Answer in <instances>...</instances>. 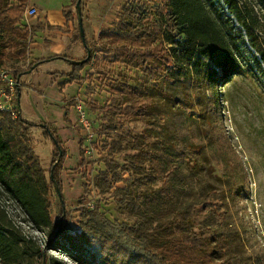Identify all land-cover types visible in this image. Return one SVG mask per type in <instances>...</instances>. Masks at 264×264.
Here are the masks:
<instances>
[{
	"label": "trees",
	"instance_id": "trees-1",
	"mask_svg": "<svg viewBox=\"0 0 264 264\" xmlns=\"http://www.w3.org/2000/svg\"><path fill=\"white\" fill-rule=\"evenodd\" d=\"M26 1L0 0V69L5 66L8 49L15 62L30 56V39L44 28L34 24L27 29L22 23ZM76 1L71 0L63 7L66 21L77 15ZM122 1L116 20L101 28L94 42L90 44L80 37L84 58L87 57L83 63H71L73 58L66 55L30 60L25 69L15 71L18 86V77L51 59H59L70 67L68 71L51 73L70 75V80L78 84L86 77L91 82L92 74L86 77L80 74L85 65L102 73L101 60L109 63L127 60L152 80L168 71L193 77L208 92L206 101L215 107L220 100L219 83L224 78L249 72L254 76L264 75V0H260L263 7L260 13L242 9L238 0H223L240 29L229 16L205 0H158L154 9L150 5L154 0ZM51 28L61 30L59 26ZM242 51L248 52V62L240 58ZM115 83L119 95L103 106L91 107L100 114L99 133L105 136L103 168L91 182L99 202L90 207L80 198L79 206L72 210L78 212L76 227H72L69 224L72 211L66 210L63 201V226L50 243L61 246L82 264H207L203 260L214 252L220 260L210 264H244L239 246L243 252L250 253L252 264H264L262 249L246 243L240 238L241 232L229 222L230 211L223 191L196 185L191 193L186 183L188 176L196 179L198 175L197 160L184 161L160 140L153 141L156 144H142L147 149L141 156L131 153L122 161L115 159L116 154L124 153L126 143L141 145L128 132L117 133V130L138 111L147 113L148 108V102L139 98L135 87L124 81ZM18 96L19 87L12 106L14 117L11 110L0 109V188L16 201L35 227L48 228L52 237L63 208L61 204L60 214L54 221L50 215L49 194L50 190L56 193V186L62 192L60 170L65 152L48 123L22 117ZM77 99L66 103H78ZM33 127H39L53 145L48 178L33 151ZM80 154L84 161L82 141ZM108 198L120 213L127 215V221L111 220L105 215L100 200ZM211 242H214L212 249ZM22 243L35 249L38 264H42L39 247L16 233L0 205V264L20 262ZM49 264L64 263L51 259Z\"/></svg>",
	"mask_w": 264,
	"mask_h": 264
},
{
	"label": "rangeland",
	"instance_id": "rangeland-1",
	"mask_svg": "<svg viewBox=\"0 0 264 264\" xmlns=\"http://www.w3.org/2000/svg\"><path fill=\"white\" fill-rule=\"evenodd\" d=\"M32 1L42 7L50 8L63 0ZM154 1L150 3L153 9L159 2ZM205 1L229 16L233 25L240 29L226 9L223 0ZM81 2L84 37L91 44L97 39L101 28L116 20V14L121 9L123 1L97 0L91 8L93 10L89 8V0H81ZM238 2L242 9L251 13H260L263 10L260 0H238ZM25 3L23 22H21L29 29L30 25H34V19L33 16H24L25 9L31 1L27 0ZM72 22L73 37L78 46H76L77 50H74V45L67 56L81 59L84 58L85 49L79 36L77 15ZM241 33H243L242 29ZM262 35L264 36V33ZM33 36L30 39L28 34L26 38L32 42ZM244 43L246 46L245 37ZM9 51V49L6 51L3 69L14 75L16 70L25 69L30 60L38 59L27 56L26 59L15 62L10 57ZM247 57L248 52H240V58L244 63L248 62ZM99 66L103 70L102 73H98L90 65H85L80 71L82 77L92 74L91 82L86 77L82 83H79L82 89L77 93V102L83 107L92 123V137L82 138V146L86 151L84 161L90 165V172L85 176L87 172L83 171L85 179L83 180L81 176L78 185L77 182L72 184L65 181V177L62 180L64 185L61 193L66 210L72 211L78 207L80 198H83V204L90 207L95 202H99V196L91 182L97 171L103 168L101 156L105 153V136L99 133L100 114L91 107L103 106L110 98L118 96L120 91L115 81H124L138 90L139 98L148 102V108L147 113L138 111L136 115L124 121L117 130V133L128 132L131 137L138 140L137 145L140 143L141 145L138 147L134 146V142L126 143L124 153L116 154L115 159L122 161L131 153L141 156L147 149L142 144H156L160 140L166 143L167 149L172 150L173 154H177L184 161L197 160L195 165L198 175L196 179L188 176L186 183L191 193L196 185L223 191L230 211L229 222L241 232L240 238L246 243L260 247L264 253V75L254 76L249 72L246 75L232 74L224 78L218 88L220 100L215 107H211L209 101H206L208 92L204 91L198 80L189 75L168 71L164 75L159 73L157 79L152 80L127 60L118 63L101 60ZM65 68L70 69L68 65ZM129 103L130 99H127V104ZM31 132L34 154L44 169L45 177L48 178L53 145L50 140L44 138L39 127H33ZM124 177H127V174H124ZM121 184L117 183V185ZM77 187L79 192L76 191ZM85 191H89V194ZM49 200L50 215L55 221L60 214L61 202L53 190H50ZM100 202L101 209L109 219L127 221V215L119 212L111 198ZM0 205L15 226L16 233L34 241L41 254L42 250H45L44 264H49L51 259L64 264H82L61 246L48 242L51 236L48 228L35 227L16 201L2 188H0ZM71 213L73 219L69 224L76 227L78 212ZM213 245L214 242H211L209 248L212 249ZM19 252L21 261L16 264H38V253L30 245L20 244ZM239 252L243 255L244 264H252V257L248 251L243 252L239 246ZM205 258L203 262L208 261L207 264L220 260L216 252Z\"/></svg>",
	"mask_w": 264,
	"mask_h": 264
},
{
	"label": "crops",
	"instance_id": "crops-1",
	"mask_svg": "<svg viewBox=\"0 0 264 264\" xmlns=\"http://www.w3.org/2000/svg\"><path fill=\"white\" fill-rule=\"evenodd\" d=\"M30 1V5L38 9V13L33 16L34 24L44 27L43 30L36 31L33 36V41L30 43V56L38 59L55 55L67 56L69 51L77 50L78 45L73 37L74 23L72 20L66 21L63 14V7L68 6L71 0H63L50 8ZM89 2L91 9L97 0H89ZM52 26H59L61 30L51 28ZM65 67L67 65L61 60L51 59L35 65L32 71L18 77L20 84L17 101L18 110L23 118L32 122H46L55 130L65 152L60 170L62 190L64 177L65 181L72 184L77 182L78 185L81 176L84 180L90 172V165L83 161L80 154L82 138L88 139V137L78 123L76 103H66L77 97L80 86L77 82L70 80V75L51 73L52 71H68ZM83 151L85 160L86 151L84 149ZM83 171L87 172L85 176ZM76 191L79 192L78 187Z\"/></svg>",
	"mask_w": 264,
	"mask_h": 264
},
{
	"label": "built area",
	"instance_id": "built-area-1",
	"mask_svg": "<svg viewBox=\"0 0 264 264\" xmlns=\"http://www.w3.org/2000/svg\"><path fill=\"white\" fill-rule=\"evenodd\" d=\"M38 13L37 7L29 5L24 12L25 17L35 16ZM18 88V80L13 73L6 69H0V109L11 110V115L14 117L15 112L13 111V102L15 100L16 89ZM76 109L78 114V123L82 129L85 130L88 138L92 137L91 126L92 123L87 117L83 107L76 103Z\"/></svg>",
	"mask_w": 264,
	"mask_h": 264
},
{
	"label": "water",
	"instance_id": "water-1",
	"mask_svg": "<svg viewBox=\"0 0 264 264\" xmlns=\"http://www.w3.org/2000/svg\"><path fill=\"white\" fill-rule=\"evenodd\" d=\"M80 1L81 0H77L76 1L75 9H76V14H77V23H78L79 35L81 37V40L84 41L85 37H84V30H83V25H82V16H81V11H80ZM86 51H87V56H88V49H86ZM86 58L81 59V60L71 59L70 62L71 63H75V64H81V63H83L86 60ZM40 125H43V124H40ZM51 170H52V167H51ZM55 190H56V194H57V196L60 199V202L62 204L63 212H62V217L59 220L60 223H59L58 227L55 229L52 237L49 238L48 242H50L53 238L56 237V235L62 229V226H63V224H62V218L64 216L63 200L61 199V191L59 190V188L57 186L55 187ZM44 263H45V250H42V264H44Z\"/></svg>",
	"mask_w": 264,
	"mask_h": 264
}]
</instances>
